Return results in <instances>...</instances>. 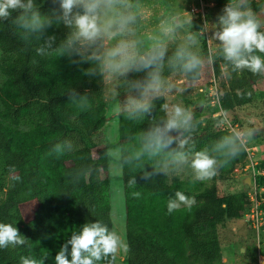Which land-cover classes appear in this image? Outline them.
Here are the masks:
<instances>
[{
    "label": "trees",
    "instance_id": "16d2710c",
    "mask_svg": "<svg viewBox=\"0 0 264 264\" xmlns=\"http://www.w3.org/2000/svg\"><path fill=\"white\" fill-rule=\"evenodd\" d=\"M207 1L218 7L242 1L243 7L256 9L263 0ZM32 5L30 10L9 9L7 17H0L4 76L0 85V193L5 195L0 196V223L16 226L24 239L0 248V264H23L24 259L56 264L55 257L65 245L71 259L68 241L85 223L99 220L114 231L109 154L101 137L107 125L105 64L100 57L81 53V38L76 36L74 22H66L61 0H32ZM137 6L134 0L135 23L140 21ZM76 14L72 11L68 19ZM189 53L210 64L205 40L202 52L187 50L163 69L156 59L145 64L131 74L132 85L149 82L152 73H158L160 80L179 73L187 81L200 80L207 73L204 87H208L211 65L208 70L204 64L195 72L183 70ZM253 55L264 57L259 50ZM212 59L224 110L229 113L249 104L264 80V71L235 69L224 59L222 46ZM224 73L226 80L221 82ZM169 119L164 95L122 111L118 119L126 263L225 264L228 243L219 226L246 217L252 202L249 190L236 193L223 185L234 169L247 164L248 152L228 130H215L203 122L197 128L167 129ZM156 136L171 142L157 148ZM197 152L216 159L220 180L212 185L197 180L170 182L163 165ZM98 166L104 178L87 180ZM261 167L264 170V162ZM258 181L264 185V175ZM178 190L199 200L190 209L183 205L168 213L167 201ZM100 264H116V256Z\"/></svg>",
    "mask_w": 264,
    "mask_h": 264
},
{
    "label": "rangeland",
    "instance_id": "374dc122",
    "mask_svg": "<svg viewBox=\"0 0 264 264\" xmlns=\"http://www.w3.org/2000/svg\"><path fill=\"white\" fill-rule=\"evenodd\" d=\"M133 6L134 0H99L97 24L101 32L93 40L81 38L80 49L81 53L100 57L105 64L104 96L107 104V125L101 137L107 145L109 154L114 231L126 244L125 249L115 253L116 264H127L128 255L126 203L120 160L121 146L118 139L120 113L142 106L156 96L164 95L169 118H172L177 106L184 109L186 114H190L188 124L183 126L197 128L200 122H203V126L210 124L213 129L218 130L221 122L218 117H213L214 108L209 105L204 93L199 91L200 87L205 86L207 73L197 81H187L184 75L173 73L160 80L155 89L149 87L150 81L139 87L132 85L131 74L139 71L145 64H150L154 59L160 63L159 68L163 69L166 63L187 50L202 52L205 40L210 52H215L222 46L218 39V33L222 31L220 17L225 15V9L228 7L246 13L251 12L259 24L257 30H264V0L256 9L243 7L242 1L218 7L207 0H138L137 11L140 16L138 23H135ZM72 11L82 14L84 9L82 5H77ZM128 17L133 19L122 23ZM161 52L163 55H160ZM1 56L0 51V59ZM203 64L205 70H208L210 64H207L206 59H203ZM220 80L221 82L226 80V73ZM3 81L4 76L0 71V85ZM255 90L256 94L249 104L239 106L227 114L234 123L239 124L247 139V145L254 148L252 152L259 163L257 168L263 170L261 165L264 162V80ZM193 158L194 156L171 160L163 165V171L168 174L170 182L178 179L196 180L195 171L191 168ZM244 173L242 169L240 171L234 169L226 177L223 186L236 193L251 190V183L246 182L250 177H244ZM104 176L103 169L98 166L87 175V180L91 177L102 179ZM219 180L217 165L216 175L201 182L212 185ZM0 196L4 198V192H1ZM195 199L199 200L197 197ZM198 229L202 231L204 227L200 226ZM219 229L228 243L224 248L225 264H256L259 256H264V227L257 231L244 217L239 221L220 225Z\"/></svg>",
    "mask_w": 264,
    "mask_h": 264
},
{
    "label": "clouds",
    "instance_id": "9594fccd",
    "mask_svg": "<svg viewBox=\"0 0 264 264\" xmlns=\"http://www.w3.org/2000/svg\"><path fill=\"white\" fill-rule=\"evenodd\" d=\"M77 5L83 6V13L76 14L73 19H68L73 7ZM32 7V0H28L27 4L22 0H0V17H7L9 9L30 10ZM61 7L66 22L69 24L74 22L77 38L93 40L100 34L101 28L97 24V0H61ZM129 19L133 17L126 18L122 23H126ZM220 23L222 31L218 33V39L222 43L224 59L232 62L235 69L246 67L254 73L264 71V57L253 55L255 50L264 53V33L257 30L259 24L251 12L246 13L237 8L228 7L225 9V15L220 17ZM160 55L163 53L161 52ZM202 65L203 60L199 56L189 53L185 57L182 68L185 72L191 73L200 69ZM159 83V74L152 73L149 87L155 89ZM189 120L190 114H186L184 109L177 106L166 128L173 129L187 125ZM170 142V139L164 141L160 136L155 137L157 148ZM232 154L235 155V151ZM191 168L195 171L197 181H206L216 175L217 161L206 152H197L191 160ZM195 203L194 196L186 195L185 192L178 190L175 192V198L167 201V211L172 213L182 204L190 209ZM23 242L24 239L20 236L17 227L10 223H0V248ZM68 244L71 245V259L66 255L67 245H65L55 257L56 264H100L105 258L110 255L114 257L118 250L126 248L121 236L99 220L85 223L78 232L72 235ZM23 264H37V262L24 259Z\"/></svg>",
    "mask_w": 264,
    "mask_h": 264
},
{
    "label": "built area",
    "instance_id": "2783aa9c",
    "mask_svg": "<svg viewBox=\"0 0 264 264\" xmlns=\"http://www.w3.org/2000/svg\"><path fill=\"white\" fill-rule=\"evenodd\" d=\"M212 53L213 52H211L210 65L212 67L213 74L210 78V84L208 85V87H200L199 91L201 93H204L209 101V105L214 108L215 111L213 113V117L222 119L219 125V129L228 130L232 133H235L248 152L247 164L244 167L239 166L235 170L240 171L242 169L245 172L243 176L246 178L250 177L251 190H249V197L251 199L252 205L250 210L246 214V219L251 227L259 231L262 227H264V185L258 181V176L264 175V170L257 168V165L259 163L257 160H255V154H253L252 152L254 148H250L247 145V139L244 137V132L241 131V128H239V124L234 123L233 120L228 117L227 112L223 108L220 93V82L214 70ZM263 260L264 256L260 255L259 264H262Z\"/></svg>",
    "mask_w": 264,
    "mask_h": 264
},
{
    "label": "water",
    "instance_id": "95a60500",
    "mask_svg": "<svg viewBox=\"0 0 264 264\" xmlns=\"http://www.w3.org/2000/svg\"><path fill=\"white\" fill-rule=\"evenodd\" d=\"M246 182L250 183L251 182L250 178H248V180H246ZM262 264H264V260H263Z\"/></svg>",
    "mask_w": 264,
    "mask_h": 264
}]
</instances>
